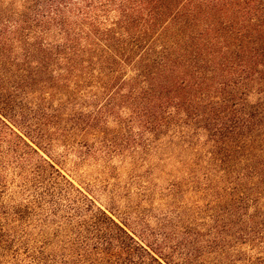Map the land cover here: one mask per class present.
I'll return each instance as SVG.
<instances>
[{
	"label": "trees",
	"instance_id": "1",
	"mask_svg": "<svg viewBox=\"0 0 264 264\" xmlns=\"http://www.w3.org/2000/svg\"><path fill=\"white\" fill-rule=\"evenodd\" d=\"M53 132L165 152L208 186L207 223L142 244L40 156ZM11 187L61 209L35 264H264V0H0V214Z\"/></svg>",
	"mask_w": 264,
	"mask_h": 264
},
{
	"label": "rangeland",
	"instance_id": "2",
	"mask_svg": "<svg viewBox=\"0 0 264 264\" xmlns=\"http://www.w3.org/2000/svg\"><path fill=\"white\" fill-rule=\"evenodd\" d=\"M52 141L53 148L44 145L48 153L36 148L40 156L117 222L125 224L142 244L163 243L176 252L184 238L180 235L182 224L207 223L209 208L213 206L208 186L200 176L191 174L189 168L187 172L179 169L178 160L167 159L165 152L143 151L140 148L143 144L130 140L127 145L119 140L123 151L111 148L109 155L106 144L92 138L84 142L54 135ZM11 191L20 207L1 210L0 264H35L34 257L53 255L57 250L54 242L59 231L56 225L63 221L61 209L54 211L51 205H46L41 210L32 206L28 211L31 195L16 187H11ZM16 210L21 215H15ZM192 219L196 220L190 223ZM201 228L206 230L204 226ZM246 254L245 251L234 254L235 264H244Z\"/></svg>",
	"mask_w": 264,
	"mask_h": 264
}]
</instances>
